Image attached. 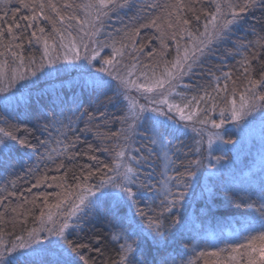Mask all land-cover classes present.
I'll return each instance as SVG.
<instances>
[{"label": "snow or ice", "instance_id": "1", "mask_svg": "<svg viewBox=\"0 0 264 264\" xmlns=\"http://www.w3.org/2000/svg\"><path fill=\"white\" fill-rule=\"evenodd\" d=\"M18 3L26 14L4 11L0 15V57H4L0 61V94H4L0 99V168L11 167L13 161L23 167L17 157L20 148L33 154L43 149L36 164L27 167L25 176L35 180L27 191L44 184L60 191L52 194L54 202L48 193L31 201L23 197L20 205L10 209L14 214L10 221L0 213V225H21V232L7 241L0 227V264H98L90 253L104 257L103 239L91 225L105 219L116 254L100 259L99 264H264V142L254 163L247 171L233 170V178L223 189V202L229 209L242 210L239 218L229 222L227 238L223 227L211 230L203 217L189 219L181 214L197 196L201 176L205 183L199 195L209 197L202 211L213 214L214 182L239 160L242 147L238 144H243V139L226 138L224 125L232 124L243 132L248 117L257 112L264 115V36L249 45H234L245 80L242 91L232 72L221 77L209 69L213 80L207 87L184 80L204 74L200 70L219 45L229 41L242 14L257 8L264 11V0H225L223 4L209 0L215 11H197L192 0H175L165 6V16L137 15L136 23L122 35L117 28L103 39L102 18L134 7L133 0H89L82 6L67 0L62 5L55 0ZM81 7L82 18L65 11ZM202 15L208 17L203 31L193 29V20L199 22ZM41 21L51 24V30ZM146 27L160 34V59L155 65L142 63L135 55L144 51L145 45L138 47L135 38ZM166 40L176 42L171 60L164 59ZM26 44L37 47L38 58L25 55ZM105 49L110 53L101 55ZM156 55L148 53L150 60ZM73 71L81 74L72 85L82 89L80 94H61L45 86ZM229 81L233 84L230 93ZM84 90L94 101L89 107H85ZM45 98L50 106L42 104ZM105 101L116 103L123 113L117 117L120 130L108 137L114 141L112 147L87 144L86 150L78 148L85 143L81 135L90 131L97 119L94 113ZM216 115L218 119L213 118ZM21 116L26 120L21 121ZM33 120L31 128L21 126ZM189 128L201 137L195 147L181 138ZM205 135L208 153L201 158ZM99 151L113 156L111 164L99 160L95 155ZM81 156L94 163L80 165L76 171L66 169L65 160ZM41 166L47 171L53 167L57 172L66 170L59 177L49 176L47 171L41 173ZM11 185L15 189L16 181ZM7 195L16 192L7 191ZM6 198H0V205ZM29 217L30 229L26 227ZM173 227L176 231L170 233ZM149 241L154 255L142 246Z\"/></svg>", "mask_w": 264, "mask_h": 264}, {"label": "trees", "instance_id": "2", "mask_svg": "<svg viewBox=\"0 0 264 264\" xmlns=\"http://www.w3.org/2000/svg\"><path fill=\"white\" fill-rule=\"evenodd\" d=\"M57 4H63L65 0H55ZM67 2L73 3L74 5H84L89 3V0H67ZM175 0H133L134 7L132 8H125L119 10L118 14L116 12L110 13L109 17H103L105 20H109L110 29L112 33H115L117 28H120L122 30L121 35L123 33V30H126L127 28H131L136 21L134 20V17L137 15L142 17H155V16H165L168 9L167 5H170L174 3ZM193 3H195V6L197 8V11L204 9L205 11H215V5H210L209 0H200L199 3H196V0H192ZM225 0H221V3L223 4ZM148 4L153 5V8L146 7ZM4 11H8L9 15L12 11H16L18 15L26 14V10L20 8L18 0H10V2H2L0 0V15L3 14ZM65 11H73L74 14L79 15L81 18L84 15L83 8H75L74 10H65ZM225 11H227L225 9ZM189 18H191V13H188ZM208 17L201 16V19L199 22H196L193 20L192 28L195 29L197 27L200 28L201 31H203V25L207 21ZM42 26H44L47 30H51V24H49L47 21H41ZM264 11L261 9H252L244 13L240 23L234 28L233 33L231 34V37L228 41L229 44L226 43L225 47L223 46V51L221 50L220 54H222V58L226 59L229 58L227 61L223 62L220 60L214 61L215 63L212 64V67L206 68L207 70V81L204 82H198L200 85H203L205 87L208 86V84L213 80V76L208 74V70L211 69L212 73L223 74L224 72H232L233 78L236 80V84H239L241 87H239V90H243V85L245 83V80L242 76H240V66L238 61L240 60V56L236 54V47L234 45L239 46L241 44L243 45H249V42H255L258 39V36H264ZM31 31V30H29ZM109 33L107 29L102 30V35L105 36ZM159 33L154 27H146L141 28L139 32V36H137L135 39L138 41L137 46L139 47L140 43H143L145 45L143 53L145 54V57L143 60H141L142 63H151L152 65H155L157 60L160 59L159 52H160V39H159ZM187 39V37H185ZM173 40H166V43L168 44V54L164 57V59L170 60L172 54L175 51L176 48V42ZM183 41H181V44ZM235 42V43H233ZM252 50V46H249V51ZM225 51V53H223ZM259 51V49H257ZM154 52L157 55L153 59H149L148 53ZM229 52L232 54L230 55ZM110 49H105L104 52L101 53V55L109 54ZM35 54L37 58L39 57V52L37 51V47L33 45L32 47H28L27 44L25 45V55ZM136 55V54H135ZM217 55V54H216ZM4 57H0V61H2ZM10 59V58H9ZM161 70V68H160ZM223 79L221 80V82ZM241 81V82H240ZM54 81H48L45 83V86L48 85L50 87V83H53ZM196 82V83H197ZM193 83V82H192ZM51 88L56 89L57 92H60L61 94L67 93L68 95L72 94V91H75L77 94H80L82 89L80 90L75 87V89L70 86H53ZM72 90V91H71ZM78 91V92H77ZM231 91H229L230 93ZM215 95V94H213ZM221 95H223L221 93ZM83 97L85 100V107H89V105H93L94 101L93 98H90L89 93L87 90L83 91ZM0 98H3L0 95ZM219 103V101H218ZM42 104H48L50 106V101L48 98H45L42 101ZM104 112L105 116H101L100 112ZM218 111V110H217ZM123 113L120 111L119 105L116 103H108L107 101L104 102V105L101 106L100 111H96L94 115L97 117V119L92 123L90 126V131L81 135V140L85 143H81L78 145V148L86 150L87 144H92L94 147L96 146H104L107 145L108 147H112L113 145V139H109L108 137L111 136L112 132H117L121 128V123L117 117L121 116ZM107 118V123H105V119ZM21 121H25L26 118L24 116L20 117ZM35 121H30L22 124V127H29L31 128ZM120 123V124H119ZM83 123L80 124V127H83ZM36 135H39V133H35ZM80 135L79 133H77ZM234 135V134H233ZM232 136V135H231ZM188 135H184L181 138L185 142L186 145L192 146L190 142H187L186 139H188ZM33 143H36L35 140H33ZM193 147V146H192ZM255 145L252 143L250 147H248L247 153H240L239 160L236 161V163L232 166V169H225L223 174H221L214 182L213 185V200L215 203V207L213 208V214L207 215L203 209H205L206 204L208 202V194L205 193L204 196H200L197 194L196 198L192 200V202L189 204V206L186 209H181V214L189 219L195 218V217H203L205 220V227L209 228L211 230H217L220 227L224 228L225 231V238H227V231L229 229L228 224L233 220L234 217L239 218L240 212L242 210H237L235 208L229 209L228 205L224 203V195H223V189L225 186L228 185L230 180L233 178V170L236 172H239L240 170L247 171L248 167L251 166L256 156L254 154H249L250 150L254 148ZM43 151V149L37 150L34 154L32 153V150L30 149H23L20 148L17 157L21 160V163L23 164V167L21 164H17L15 161H13V165L8 168H0V189H7V191H15V196H8L7 191H0V198L7 197L4 199V203L0 205V213H3L5 216V221L12 220L14 214L10 211L12 207H17L21 204L23 197H27L29 201L33 199L35 196H39L42 193H48L50 201L55 200V197L52 195L53 191L56 189L57 191H60V189L53 186L52 188L47 187L46 184L41 185L40 187L32 188L31 192H28L27 189L32 187V184L35 183V180L31 177H26L25 173L27 171V167L29 165H35L37 162V157L40 155V153ZM259 152V151H258ZM218 155V153H215ZM233 153L229 152L228 156L229 158H232ZM95 155L99 158V160L111 164L113 156L110 155L108 152L99 151L96 152ZM207 154L203 152V157H206ZM94 162L87 160L86 157L81 156L77 159L68 161L65 160L66 169H72L73 171L78 170L80 165L83 164H93ZM159 163V162H157ZM205 163H207V160H205ZM66 169H62L60 172H57L55 168L53 167L51 171H47L46 169L41 166V173H44L47 171V175L52 176L55 175L57 177L61 176L63 171ZM203 170V169H202ZM18 177H25V179H18ZM71 177V173H69V180ZM11 181H16V188L13 189L11 185ZM50 183H53L55 185L54 181H49ZM21 193H23V196H21ZM53 196V197H52ZM39 203V201H38ZM25 207H31V205H25ZM104 207V206H102ZM191 210L192 213H186L187 211ZM35 211L38 214L39 209H35ZM201 211V212H200ZM33 226L31 217H29V222L26 225L28 229H30ZM0 227L3 228V230L7 233L5 236L8 238L5 240H11L13 239V233H19L21 232V225L17 223L15 227L11 223L5 222L3 225H0ZM238 227V225H237ZM92 231L95 232L98 236H101L103 239V246L105 255L104 257H99L96 253H90V255L95 256L98 264L100 259H107L109 256L115 257V251L112 248L111 243L108 240V233L110 231V227L108 225V221L101 220L97 223L91 225ZM176 231L175 227L170 229V233H174ZM203 234V233H201ZM187 239V237H186ZM143 247H147L149 250L152 251V254L154 255V250L151 248L150 241L146 244L142 245ZM180 247H185V245H180ZM187 248L191 247V242H189L186 245ZM151 258V256L149 257ZM158 259V257H157Z\"/></svg>", "mask_w": 264, "mask_h": 264}, {"label": "rangeland", "instance_id": "3", "mask_svg": "<svg viewBox=\"0 0 264 264\" xmlns=\"http://www.w3.org/2000/svg\"><path fill=\"white\" fill-rule=\"evenodd\" d=\"M243 15H244V13L241 16V19H242ZM102 20H103L102 29H107L110 32L111 29H110V26H109V24H110L109 20L108 19L105 20V18H102ZM105 37L106 36L104 34L103 35L101 34L100 38L103 39ZM173 43H175V42H173ZM182 43H184V41ZM226 43L229 44L228 41ZM226 43L222 44V45H219V47L217 48V50L215 52V55H213L210 58V60L206 64L205 68L200 70L204 74L197 75V76H195V77H193L191 79L186 77L185 80H184V83H192V82L196 83L197 81L201 83V82L207 81V75H206L207 74V70H206V68H209L210 63H211L210 67H212V64L215 63L214 61L220 60V62L221 61L225 62V61H227L229 59V58H227V56H225L226 59H223L222 58V54H220L221 50L223 51V46L225 47ZM233 43H235V42H233ZM223 53H225V51ZM171 54H172V56H171L170 60L176 55V48H175V51L173 53H171ZM136 55L140 57V60H143V58L145 57V54L144 53H140V52H137ZM159 71H162V67H161V70L159 69ZM80 76H81V74L77 73L75 71H73L71 73H67V74H61V76L59 78H57L55 80H52L54 82L50 83V85H51L50 87L65 85V86H70L72 88V90H73V88L75 89V87H73L72 85H75L76 81L80 78ZM218 76L223 77V74H218ZM69 82H71V85L69 84ZM223 82L224 81H222L221 83L223 84ZM228 84H229V91H231V89L233 87V84H232L231 81H229ZM46 86L48 87V85H46ZM236 86H237L238 89H239V87H241L239 84H236ZM76 87L80 90L79 86H76ZM0 95L3 97L4 94H0ZM0 99H2V98H0ZM141 102L143 103L144 101L141 100ZM213 118L218 119V115L214 116ZM262 120H264V115H262L261 113L257 112V113H254V115L252 117H248V126H247V128H245V130L243 132H241L239 129H237L236 127H234L232 124H229V123H226L224 125V129L222 130V132H223V134L225 135L226 138H230L232 140H237V141H239L240 139H243L242 146L238 144V147H242V154L243 153H247L248 147H250V145L253 143L255 145V147L250 150L249 154L252 153L255 156H257V153H258V151L261 148V144H262V142H264V125H262ZM200 127H202V126L201 125H196V128H200ZM185 135L189 136L188 139H186V140H187V142H190L193 147H195V141L201 139V137L198 136L196 134V132H193L191 130V128L186 130V134ZM112 142H114V141H112ZM225 147L226 148H231V145H227ZM202 151L204 153H206V154L208 153L207 136L206 135L204 136V141H203V145H202ZM232 155H234V154H232ZM201 171H203V170H201ZM204 183H205V179H204L203 176H201L200 186H198L195 189L197 194L200 193L201 186H203ZM55 192H57L56 189L53 191V193H55ZM195 198L196 197H194L193 199H195ZM54 201L55 200H52L51 202H54ZM186 213H192V211L189 210ZM136 220L139 221V217H136ZM132 227H134V225ZM228 231H229V229H228ZM228 231H227V233H228ZM203 235H205V234L204 233L201 234V236H203ZM5 238L7 239L8 237L5 236Z\"/></svg>", "mask_w": 264, "mask_h": 264}]
</instances>
